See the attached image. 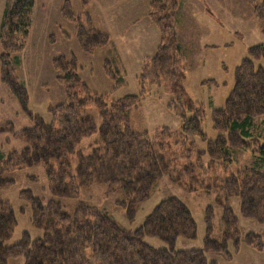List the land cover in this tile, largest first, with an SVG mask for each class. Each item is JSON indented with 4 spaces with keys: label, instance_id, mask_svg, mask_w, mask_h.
<instances>
[{
    "label": "trees",
    "instance_id": "trees-1",
    "mask_svg": "<svg viewBox=\"0 0 264 264\" xmlns=\"http://www.w3.org/2000/svg\"><path fill=\"white\" fill-rule=\"evenodd\" d=\"M35 1L8 0L0 32L2 81L25 110L29 97L13 73L11 58L24 47ZM252 3L255 15L264 21V0ZM176 8L177 2L170 0L155 6L152 16L162 30L163 44L146 65L141 84L144 86L149 78L174 95L171 106L182 119L181 130L162 128L154 137L134 131L130 113L140 104V96H127L109 103L91 94L77 73L75 59L70 62L57 59L55 66L60 73L58 79L66 88V102L50 107L51 123L27 110L33 126L20 133L26 147L0 162V190L13 182L6 178L7 172L37 165L45 168L53 197L44 203L30 190L21 193L31 205L35 227L43 230L44 235L32 239L25 233L20 242L5 247L4 242L12 237L17 222L11 206L0 198V264H7L11 256H23L25 264H216L206 258L205 251L224 252L229 256L226 252L229 242L233 241L238 248L241 240L239 218L229 205L232 197L241 199L243 217L264 223V175L255 170H243L240 174L228 172L233 163L230 148L242 145L245 148L246 140L254 138L251 129L255 119L264 114V70L261 67L257 70L254 62L264 58V43L252 47L251 57L237 68L235 86L225 107L213 111V125L220 136L216 141L207 142V149L201 150L196 139L207 140L202 129L203 110L195 106L184 89L185 61L177 44ZM68 16L73 18L72 14ZM76 21L85 50L107 44L106 35L87 29L80 19ZM89 107L99 109L100 126L88 112ZM187 111L193 116L187 117ZM97 131L98 146L91 155L85 156L77 147ZM253 153L264 163V145L260 144ZM74 154L78 155L75 173L71 163ZM205 155L211 160L208 166L204 163ZM165 175L188 192L218 193L225 228L221 239L211 236L213 207H208L205 251L175 248L178 238L197 236L191 211L178 198L161 201L134 233L122 229L99 207L81 202L72 215L58 199L78 198L81 188L103 183L110 191L126 194L128 203L118 204L128 207L131 218L136 206L149 198ZM147 236L167 242L169 248L146 243ZM245 240L256 248H263L259 235L249 233Z\"/></svg>",
    "mask_w": 264,
    "mask_h": 264
},
{
    "label": "rangeland",
    "instance_id": "rangeland-1",
    "mask_svg": "<svg viewBox=\"0 0 264 264\" xmlns=\"http://www.w3.org/2000/svg\"><path fill=\"white\" fill-rule=\"evenodd\" d=\"M166 0H36L32 12L29 35L21 51L12 55L13 73L28 94L27 110L51 123L50 107L63 104L67 92L55 62L63 58L76 61L81 81L92 95L111 103L127 96H140V104L130 113L134 131L154 137L162 128L181 130L182 119L174 110V95L164 86L153 84L147 78L144 86L141 75L163 44L162 30L153 20L155 6ZM177 2V44L184 56V89L196 107L203 110L202 129L207 140L196 139L199 149H207V142L216 141L220 133L213 125V111L224 108L235 86V74L242 61L251 57L249 50L264 43V21L254 13L253 0H170ZM8 0H0V32ZM155 5V6H154ZM66 12H68L66 14ZM68 14H72L70 18ZM77 19L87 29H94L108 37L104 46L87 51L78 36ZM3 53L0 39V58ZM255 68L264 70V58L254 59ZM19 99L2 81L0 59V162L11 153L26 147L20 133L31 128L32 122ZM97 126L102 120L99 109L89 107ZM187 117L193 113L187 111ZM13 124V129L11 125ZM253 137L244 147L230 148L233 163L229 174L243 170H255L264 175L263 160L253 152L264 145V114L257 117L251 129ZM99 132L86 137L77 147L85 156L91 155L98 146ZM240 144V141H238ZM204 156L206 166L210 164ZM73 172L78 165V155L71 157ZM12 180L0 190V198L13 209L16 226L10 239L4 242L11 247L28 233L32 239L43 237V230L35 227L32 208L21 196L30 190L44 203L52 196L48 175L42 165L16 169L5 173ZM178 198L191 211L197 224L194 239L180 237L175 242L178 250L205 249L208 236L207 210L213 207L212 237L221 239L225 228L224 210L218 203L217 192L198 190L188 192L163 176L154 186L151 195L139 203L130 218L128 207L118 204L127 202L122 191H110L103 183L81 188L78 198H58L63 208L74 215L83 202L99 207L111 216L127 232L134 233L148 215L163 200ZM241 199L232 197L229 205L239 218L241 240L238 248L229 242L227 253L205 251L206 258L216 264H264V223L242 216ZM209 213V212H208ZM249 233L259 235L263 248L246 242ZM146 243L156 248H169V244L157 237L147 236ZM7 264H25L23 256H11Z\"/></svg>",
    "mask_w": 264,
    "mask_h": 264
}]
</instances>
